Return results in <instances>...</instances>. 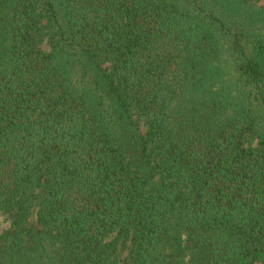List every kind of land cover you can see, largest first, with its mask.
I'll list each match as a JSON object with an SVG mask.
<instances>
[{
  "label": "trees",
  "instance_id": "trees-1",
  "mask_svg": "<svg viewBox=\"0 0 264 264\" xmlns=\"http://www.w3.org/2000/svg\"><path fill=\"white\" fill-rule=\"evenodd\" d=\"M260 1L0 0V264H264Z\"/></svg>",
  "mask_w": 264,
  "mask_h": 264
},
{
  "label": "rangeland",
  "instance_id": "rangeland-1",
  "mask_svg": "<svg viewBox=\"0 0 264 264\" xmlns=\"http://www.w3.org/2000/svg\"><path fill=\"white\" fill-rule=\"evenodd\" d=\"M260 4L264 5V0L260 1ZM47 47V44L44 45ZM9 227V223L4 219V217L0 216V234Z\"/></svg>",
  "mask_w": 264,
  "mask_h": 264
}]
</instances>
